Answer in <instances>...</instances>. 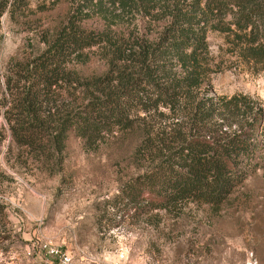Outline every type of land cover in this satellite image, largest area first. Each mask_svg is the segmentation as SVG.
I'll use <instances>...</instances> for the list:
<instances>
[{
    "label": "trees",
    "instance_id": "obj_1",
    "mask_svg": "<svg viewBox=\"0 0 264 264\" xmlns=\"http://www.w3.org/2000/svg\"><path fill=\"white\" fill-rule=\"evenodd\" d=\"M30 1L0 0V32L3 17L23 14ZM56 1L68 5L61 27L6 76L17 143L46 139L61 151L73 134L95 151L139 131L147 167L119 195L137 213L189 204L219 211L264 167V106L214 92L208 43L210 32L225 34L237 61L264 71V0ZM91 21L102 29L83 27ZM94 50L108 70L82 78L75 66Z\"/></svg>",
    "mask_w": 264,
    "mask_h": 264
},
{
    "label": "rangeland",
    "instance_id": "obj_2",
    "mask_svg": "<svg viewBox=\"0 0 264 264\" xmlns=\"http://www.w3.org/2000/svg\"><path fill=\"white\" fill-rule=\"evenodd\" d=\"M68 11L64 1L31 0L5 15L0 32V264H264V167L219 211L189 204L174 212H135L121 187L147 167L137 156L139 131L88 151L71 134L62 150L46 139L25 146L7 118L6 76L17 61L42 53ZM101 30L100 22L83 25ZM216 94L250 95L264 106V71L237 61L227 36L208 35ZM82 78L103 75L97 50L75 66ZM7 96V95H6Z\"/></svg>",
    "mask_w": 264,
    "mask_h": 264
},
{
    "label": "built area",
    "instance_id": "obj_3",
    "mask_svg": "<svg viewBox=\"0 0 264 264\" xmlns=\"http://www.w3.org/2000/svg\"><path fill=\"white\" fill-rule=\"evenodd\" d=\"M54 253L57 255V258H59L61 264H72L71 258L69 256L61 253L58 250H55Z\"/></svg>",
    "mask_w": 264,
    "mask_h": 264
}]
</instances>
